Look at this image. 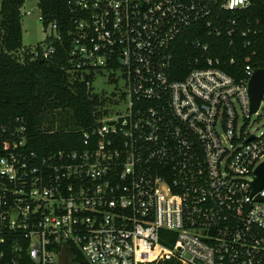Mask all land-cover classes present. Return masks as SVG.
<instances>
[{"label": "built area", "instance_id": "1", "mask_svg": "<svg viewBox=\"0 0 264 264\" xmlns=\"http://www.w3.org/2000/svg\"><path fill=\"white\" fill-rule=\"evenodd\" d=\"M230 3L67 0L66 73L92 95L100 74L120 88L101 96L73 149L39 155L23 120L2 129L0 246L15 254L11 264L22 255L58 264L62 247L67 264H264V189L252 195L264 132L239 126L235 107L245 120L258 111L248 99L254 70L246 65L235 80L196 40L188 42L194 68L173 77L182 35L219 36L221 12L251 0ZM47 27L45 45L32 52L42 61L61 41L57 24ZM108 98L123 111L109 116Z\"/></svg>", "mask_w": 264, "mask_h": 264}, {"label": "trees", "instance_id": "2", "mask_svg": "<svg viewBox=\"0 0 264 264\" xmlns=\"http://www.w3.org/2000/svg\"><path fill=\"white\" fill-rule=\"evenodd\" d=\"M24 2L0 0V139L2 129L8 133L18 125L17 120H23L32 151L46 155L70 150L79 144V129L93 122L104 100L65 71L72 17L67 0H38L42 25L57 24L61 36L60 42L51 43L55 54L45 61L21 50L19 10ZM221 17L224 27L219 36L208 35L204 29V34L189 32L179 38L172 67L175 79L194 68L193 57L198 52L189 43L196 40L209 43V56L220 58L221 68L237 81L243 77L246 65L252 70L264 69V0H251L247 8L221 12ZM0 252L4 253L0 264H11L16 257L9 253L7 245L0 246ZM16 261L32 264L25 255Z\"/></svg>", "mask_w": 264, "mask_h": 264}, {"label": "rangeland", "instance_id": "3", "mask_svg": "<svg viewBox=\"0 0 264 264\" xmlns=\"http://www.w3.org/2000/svg\"><path fill=\"white\" fill-rule=\"evenodd\" d=\"M38 0H25L22 9L30 12L29 16H22L21 18V32H22V51L33 52L37 48H41L45 45V39L50 34V30L45 28L42 23L38 20L40 14L37 7ZM120 85L111 84L108 82L106 74L97 75L96 79L92 82V93L100 96H111L116 97L117 90ZM108 101L104 105V108L108 110L109 116H114L116 113L123 111V103ZM264 101L260 102L258 111L250 116L249 119H243L241 111L237 105L235 107L239 114L238 125L243 126L246 131L259 135L264 132ZM219 133L221 129L218 128Z\"/></svg>", "mask_w": 264, "mask_h": 264}, {"label": "water", "instance_id": "4", "mask_svg": "<svg viewBox=\"0 0 264 264\" xmlns=\"http://www.w3.org/2000/svg\"><path fill=\"white\" fill-rule=\"evenodd\" d=\"M262 97H264V69H258L252 72L248 81V99L251 113L256 112ZM254 176L252 195L264 189V162L256 168ZM256 200H259V197H256ZM58 264H67V255L64 247L61 248Z\"/></svg>", "mask_w": 264, "mask_h": 264}, {"label": "clouds", "instance_id": "5", "mask_svg": "<svg viewBox=\"0 0 264 264\" xmlns=\"http://www.w3.org/2000/svg\"><path fill=\"white\" fill-rule=\"evenodd\" d=\"M244 0H231L230 6H236L237 4H242Z\"/></svg>", "mask_w": 264, "mask_h": 264}, {"label": "bare ground", "instance_id": "6", "mask_svg": "<svg viewBox=\"0 0 264 264\" xmlns=\"http://www.w3.org/2000/svg\"><path fill=\"white\" fill-rule=\"evenodd\" d=\"M153 256V254H150V257H152Z\"/></svg>", "mask_w": 264, "mask_h": 264}]
</instances>
